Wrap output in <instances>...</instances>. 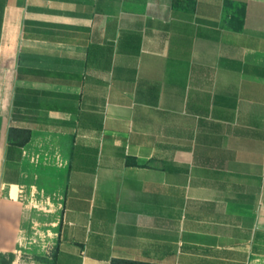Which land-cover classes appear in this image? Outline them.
Wrapping results in <instances>:
<instances>
[{"label": "crops", "instance_id": "crops-1", "mask_svg": "<svg viewBox=\"0 0 264 264\" xmlns=\"http://www.w3.org/2000/svg\"><path fill=\"white\" fill-rule=\"evenodd\" d=\"M38 143L56 264H264V0H7L0 191Z\"/></svg>", "mask_w": 264, "mask_h": 264}, {"label": "rangeland", "instance_id": "rangeland-1", "mask_svg": "<svg viewBox=\"0 0 264 264\" xmlns=\"http://www.w3.org/2000/svg\"><path fill=\"white\" fill-rule=\"evenodd\" d=\"M45 144L27 151L17 186L0 191V264H54L66 169L45 159ZM51 191L45 190V184Z\"/></svg>", "mask_w": 264, "mask_h": 264}, {"label": "trees", "instance_id": "trees-1", "mask_svg": "<svg viewBox=\"0 0 264 264\" xmlns=\"http://www.w3.org/2000/svg\"><path fill=\"white\" fill-rule=\"evenodd\" d=\"M7 3V0H0V34H1V27L3 23V15H4V9L5 5ZM228 4V2H227ZM237 16L242 19L241 25L243 24V18H244V6L241 7V9L238 10ZM32 133L30 130H22V129H10L9 131V160H7V166H18L19 165V160L18 162H14L11 160L10 154L13 152H18L21 155V150L24 148L31 140ZM56 259H57V254L54 256V264H56ZM122 264H138L134 262H122ZM141 264V263H140Z\"/></svg>", "mask_w": 264, "mask_h": 264}]
</instances>
